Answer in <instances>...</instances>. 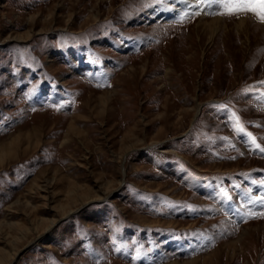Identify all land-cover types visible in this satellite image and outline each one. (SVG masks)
Listing matches in <instances>:
<instances>
[{
  "label": "rangeland",
  "instance_id": "obj_1",
  "mask_svg": "<svg viewBox=\"0 0 264 264\" xmlns=\"http://www.w3.org/2000/svg\"><path fill=\"white\" fill-rule=\"evenodd\" d=\"M221 12L0 0V264H264V21Z\"/></svg>",
  "mask_w": 264,
  "mask_h": 264
},
{
  "label": "snow or ice",
  "instance_id": "obj_2",
  "mask_svg": "<svg viewBox=\"0 0 264 264\" xmlns=\"http://www.w3.org/2000/svg\"><path fill=\"white\" fill-rule=\"evenodd\" d=\"M202 2L206 3L208 7L222 8L223 12L220 14L232 15L240 12H252L261 21H264V0H202Z\"/></svg>",
  "mask_w": 264,
  "mask_h": 264
},
{
  "label": "bare ground",
  "instance_id": "obj_3",
  "mask_svg": "<svg viewBox=\"0 0 264 264\" xmlns=\"http://www.w3.org/2000/svg\"><path fill=\"white\" fill-rule=\"evenodd\" d=\"M56 221H57V218L55 220H52L50 225L47 228H50Z\"/></svg>",
  "mask_w": 264,
  "mask_h": 264
}]
</instances>
